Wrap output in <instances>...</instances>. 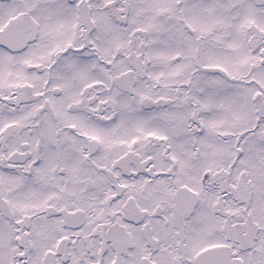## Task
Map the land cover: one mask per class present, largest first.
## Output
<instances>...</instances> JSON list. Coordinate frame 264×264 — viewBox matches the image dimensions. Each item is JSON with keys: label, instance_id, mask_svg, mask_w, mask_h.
Wrapping results in <instances>:
<instances>
[{"label": "snow or ice", "instance_id": "6c2138e0", "mask_svg": "<svg viewBox=\"0 0 264 264\" xmlns=\"http://www.w3.org/2000/svg\"><path fill=\"white\" fill-rule=\"evenodd\" d=\"M0 264H264V0H0Z\"/></svg>", "mask_w": 264, "mask_h": 264}]
</instances>
